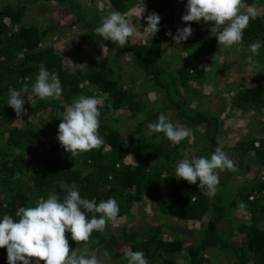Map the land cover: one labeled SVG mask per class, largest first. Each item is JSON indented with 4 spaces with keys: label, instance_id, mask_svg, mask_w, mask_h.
<instances>
[{
    "label": "trees",
    "instance_id": "trees-1",
    "mask_svg": "<svg viewBox=\"0 0 264 264\" xmlns=\"http://www.w3.org/2000/svg\"><path fill=\"white\" fill-rule=\"evenodd\" d=\"M32 1L16 0L15 3L0 6V219L7 214L18 220V208L34 207L38 199H46L53 191L62 199L65 195L62 188L64 183L70 185L75 182L81 198L94 199L97 204L115 198L120 209L118 215L129 212L130 203L145 193L167 192L169 199L160 205L163 213L183 219L205 218V226L194 227L190 234L184 226L180 236L164 238L162 233L167 231V224L162 222L153 221L145 229L124 224L118 233L111 227L103 232L93 231L87 242H75L71 234L66 232L70 247L86 245L84 252L95 253L103 264H114L117 260V264H127L125 252L128 249L142 251L149 264H175L173 258L184 248L189 256L185 264H201L205 259L202 251L209 248L225 252L230 264H264V117L260 132H251L248 140H239V147L252 152L250 162L246 165L252 174L245 177L243 183L235 189L230 188L229 183L222 182L224 176L230 177L232 171L217 169L220 184L213 198L199 190V181L189 184L176 176L175 166L183 156L179 149L180 143H172L163 133H152L153 137L147 142L148 147L152 151L156 150V157L172 164L164 170L159 165L160 160L150 158L149 155L135 154L131 159L124 146L125 138L119 118L108 117V111L101 108L99 134L104 144L71 157L57 139L59 123L55 120L81 92L84 72L77 64L87 43L83 39L70 43L64 54H60L52 45H46L49 29L23 22ZM58 1L67 5L77 20L88 27L91 37L98 38L101 43L119 53H129L132 64L163 90L169 107L181 123L188 128L202 130L204 156L210 158L218 145H222L224 151L227 135H219V117L209 109L192 107L180 88L188 80L201 77L203 67L179 66L176 76L175 71H168L160 59L165 48L163 41L168 24L174 21L178 9L186 6L187 0H142L146 11L141 21L146 23L149 12L159 14V31L148 43L131 39L125 47H119L117 43L104 40L95 33V28L102 21L96 16L94 7L81 4L80 0ZM110 2L115 9L125 10L128 0ZM243 3L247 6L261 5V10L260 15L250 20L244 30L242 44L256 40L264 42V0H243ZM191 23L196 26L204 24L203 28L196 29L192 50L195 54H204L209 60L221 47L214 36L216 32L208 27L212 22L201 20L200 23ZM170 30L173 33L174 26ZM41 67L59 74L63 88L60 98L42 100L32 93L31 87L35 82L33 73ZM113 72L111 67L95 69L88 71L86 77L109 91L113 108L122 106L123 100L127 99V106L132 109L129 119L141 115L135 117L136 123L132 130L125 127L127 137L133 139L134 133L146 132L148 125L157 121L159 112L150 108L138 110L137 106L130 104L124 88L116 85L117 74ZM253 80L256 81L238 89L231 103L243 109L257 106L264 113V75L258 74ZM24 84L29 87L23 97L27 114L22 113L17 117L7 104L10 95L7 89L13 87L20 90ZM15 118H21L22 122L19 125L13 124ZM16 176L19 179H14ZM124 188H132L133 191L123 197ZM238 206L248 213V222L232 221L228 217L231 209ZM86 215L91 219L93 214ZM0 264H8L6 248H0ZM32 264H35L34 260Z\"/></svg>",
    "mask_w": 264,
    "mask_h": 264
},
{
    "label": "rangeland",
    "instance_id": "rangeland-1",
    "mask_svg": "<svg viewBox=\"0 0 264 264\" xmlns=\"http://www.w3.org/2000/svg\"><path fill=\"white\" fill-rule=\"evenodd\" d=\"M16 0H0V6L6 3H15ZM81 4L94 7L96 9V16L102 21L112 11H119L126 14L134 27V34L130 38L148 43L152 36L146 31L147 23L141 21L142 16V0H128L125 10H117L111 4L110 0H80ZM150 1V0H147ZM244 4V3H243ZM248 6L244 4L245 10ZM261 10V5L258 6ZM185 14V7L178 9L177 16L174 21L168 24L167 32L174 26L173 35L176 34L178 28H183L186 25L181 17ZM180 15L181 17H178ZM24 23H34L40 26H46L49 29L45 39L46 45H52L60 54H64L66 47L75 41L84 40L87 43L77 66L84 72V78L81 82V92L76 95L74 99L79 96H95L99 101L103 111H108L107 116L110 118H119L120 124L123 127L122 135L125 138L124 146L129 158H133L135 154L141 156L149 155L150 158L159 159V165L163 170L171 167L172 164L168 160L161 157H156L155 151L148 147L147 142L153 137V134L146 132L134 133V138L129 139L126 135V129L134 128L136 123L135 117H131V108L127 105L129 101L123 100L122 106L113 108L111 106L112 100L109 91L100 87L97 82H90L86 73L95 69H107L111 67L117 74L116 80L120 88H124L130 99V104H134L139 109L145 110L150 108L153 111L165 113L169 115L170 121L174 125L186 128L190 131V136L182 140L179 145L183 156L179 160L192 157L204 156L202 150L204 147V138L202 130L199 128L187 127L180 122L179 117L169 107L165 93L158 86L154 85L141 71H139L131 62L129 53H119L113 48H110L101 43L98 38L91 37L86 25L77 20L74 12L61 1L58 0H33L27 8L26 15L23 18ZM18 26V24L16 25ZM194 29L192 35L187 41L181 42L178 46L173 41L172 37L166 35L163 41L164 49L160 54V59L168 71H175L179 66L189 67H203V73L198 79L188 80L186 85H180V88L186 97L187 101L192 107L199 109H209L219 117L220 136L226 137L224 142V152L234 162L237 171L230 174V177L224 176L222 182H227L230 188L237 189L243 183L245 177H250L251 170L247 169L246 165L250 162L249 156L251 151L245 147H239V140H248L249 133L260 132L262 128V118L264 113L257 106L248 108H237L232 105L231 98L238 91L246 85L254 83L253 77L258 74L264 75V45L259 49V55L252 54L248 51L249 46L254 42L241 44L239 50L234 46L226 48L224 45L211 55L209 60L204 54H195L192 50L193 40L196 29L203 28L204 24L198 26L191 23ZM214 32L222 31V26L213 27L208 26ZM40 70V69H39ZM39 70L33 73V79L39 73ZM115 77V76H114ZM13 88V87H11ZM7 89V93H9ZM16 89V88H15ZM17 90V89H16ZM72 100V103H73ZM71 103V104H72ZM27 104H30L28 102ZM68 104L67 107L71 106ZM66 107V108H67ZM104 114V113H103ZM103 116V115H102ZM61 117L55 121L60 123ZM22 122L21 118H15L13 124L19 125ZM35 126V125H32ZM5 133V132H4ZM6 134V133H5ZM44 140V137L41 141ZM0 143L2 141L0 139ZM258 144V141H256ZM41 146L44 149V143ZM205 149V147H204ZM206 157V156H204ZM81 156H79V159ZM207 158V157H206ZM178 161V160H177ZM132 188H124L122 196H127L132 192ZM45 193V191L43 192ZM169 199L167 192L165 193H149L143 194L140 199H134L130 203L129 212L118 215L115 220L108 221L105 229L111 227L116 233L120 231L122 225L126 224L131 227H138L145 229L151 222H162L167 224V231L162 235L166 237L180 236L182 227H187V233L190 234L194 227H204L206 220L204 219H183L174 215H168L161 211L160 205ZM35 206V205H34ZM232 221H249L248 213L242 207L231 209L229 216ZM86 245L79 247H70V251L77 250L78 253L84 252ZM203 257L201 264H230L229 258L225 252L219 251L216 248H209L202 251ZM175 264H185L189 260V256L184 248L178 255L173 258ZM118 261V260H117ZM111 262L117 264L118 262ZM121 264H126L121 263Z\"/></svg>",
    "mask_w": 264,
    "mask_h": 264
},
{
    "label": "clouds",
    "instance_id": "clouds-1",
    "mask_svg": "<svg viewBox=\"0 0 264 264\" xmlns=\"http://www.w3.org/2000/svg\"><path fill=\"white\" fill-rule=\"evenodd\" d=\"M242 9L243 0H187L185 14L181 20L188 26L178 28L175 35L171 31L166 35L172 37L179 46L192 35L194 29L191 22L200 23L203 20L205 23L212 22L213 27L222 26L223 30L216 31L214 35L218 45H224L226 48L235 46L239 50L244 30L250 20H255L260 15V9L255 4ZM145 11L143 5L142 13ZM160 22L159 14L148 13L146 31L152 37L159 31ZM95 33L104 40L125 47L134 34V27L126 14L112 11L102 19L100 26L95 28ZM262 43L264 42L256 40L249 46L248 51L259 55ZM28 91L27 84L20 90L9 89L7 104L15 111L17 117L22 113L27 114L23 97ZM31 91L42 100L60 98L63 88L59 74L41 67ZM27 99L30 100L29 97ZM99 105L100 101L95 96L81 95L60 114L62 120L58 125L57 139L71 157L100 148L104 144V139L99 134ZM148 129L149 134L163 133L174 144H179L190 136L188 129L174 125L165 113L159 114L157 121L150 123ZM222 148V145H218L210 158L194 156L191 159L179 160L175 166L176 176L189 184L199 181V190L213 198L220 184L216 170L237 171L234 162ZM14 179H19V176ZM62 188L65 192L62 199L53 191L46 199H38L34 207L18 208V220L7 214L0 219V248L7 249L8 264H32L33 260L35 264H103L95 253H78L76 249L70 251L66 232L71 234V239L75 242L89 241L93 231L103 232L107 222L117 218L120 211L117 200L108 198L97 204L94 199L81 198L75 182L70 185L64 183ZM86 213L93 214L91 219L87 218ZM104 255L107 256L108 253L105 252ZM125 257L127 264H149L142 251L128 249Z\"/></svg>",
    "mask_w": 264,
    "mask_h": 264
}]
</instances>
